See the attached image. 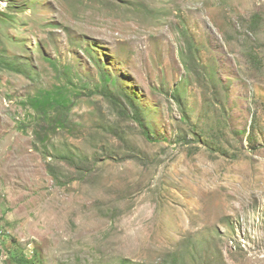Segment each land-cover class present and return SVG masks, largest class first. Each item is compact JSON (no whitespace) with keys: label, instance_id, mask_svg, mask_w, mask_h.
Here are the masks:
<instances>
[{"label":"rangeland","instance_id":"1","mask_svg":"<svg viewBox=\"0 0 264 264\" xmlns=\"http://www.w3.org/2000/svg\"><path fill=\"white\" fill-rule=\"evenodd\" d=\"M0 226L7 264H264V0H0Z\"/></svg>","mask_w":264,"mask_h":264},{"label":"trees","instance_id":"2","mask_svg":"<svg viewBox=\"0 0 264 264\" xmlns=\"http://www.w3.org/2000/svg\"><path fill=\"white\" fill-rule=\"evenodd\" d=\"M18 69L14 70L17 71ZM19 71V70H18ZM32 101V107L39 112L43 113L45 116L48 115V109L53 108V109H59V110H64L68 106V102L70 101L66 93H64L61 89H57L54 92H46L42 97H34ZM132 105L134 103L131 102ZM136 119L139 124H143L141 120V115L137 111L136 112ZM147 134L149 133L148 131L146 132ZM149 135V134H148ZM150 136V135H149ZM34 257L32 259H28L24 255H18L15 258L14 264H34Z\"/></svg>","mask_w":264,"mask_h":264},{"label":"clouds","instance_id":"3","mask_svg":"<svg viewBox=\"0 0 264 264\" xmlns=\"http://www.w3.org/2000/svg\"><path fill=\"white\" fill-rule=\"evenodd\" d=\"M4 230L3 228L0 226V250L2 248V241H3V238H4ZM9 256L11 258V261H12V264H14V261H15V258L18 256V255H24L25 257H27L24 253H20V252H14L13 250H9ZM5 258L7 256H4ZM0 264H7L5 262H2L0 261Z\"/></svg>","mask_w":264,"mask_h":264}]
</instances>
